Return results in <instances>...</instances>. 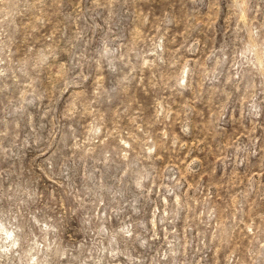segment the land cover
<instances>
[{
    "label": "rangeland",
    "instance_id": "obj_1",
    "mask_svg": "<svg viewBox=\"0 0 264 264\" xmlns=\"http://www.w3.org/2000/svg\"><path fill=\"white\" fill-rule=\"evenodd\" d=\"M0 264H264V0H0Z\"/></svg>",
    "mask_w": 264,
    "mask_h": 264
}]
</instances>
